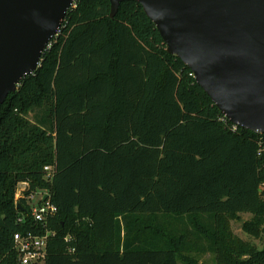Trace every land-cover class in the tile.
<instances>
[{"label":"trees","instance_id":"obj_1","mask_svg":"<svg viewBox=\"0 0 264 264\" xmlns=\"http://www.w3.org/2000/svg\"><path fill=\"white\" fill-rule=\"evenodd\" d=\"M110 13L77 0L0 109V264H21L15 234L48 231L47 264H264L230 229L252 214L264 242V134L227 119L142 5ZM23 183L50 192L48 223Z\"/></svg>","mask_w":264,"mask_h":264},{"label":"water","instance_id":"obj_2","mask_svg":"<svg viewBox=\"0 0 264 264\" xmlns=\"http://www.w3.org/2000/svg\"><path fill=\"white\" fill-rule=\"evenodd\" d=\"M76 1L0 0V109L38 70ZM125 1L110 0L112 18ZM131 1L227 119L264 134V0Z\"/></svg>","mask_w":264,"mask_h":264},{"label":"built area","instance_id":"obj_3","mask_svg":"<svg viewBox=\"0 0 264 264\" xmlns=\"http://www.w3.org/2000/svg\"><path fill=\"white\" fill-rule=\"evenodd\" d=\"M60 30L58 31L59 34ZM57 34V35H58ZM56 35V36H57ZM51 43V42H50ZM50 43L47 47L50 46ZM45 178L47 181L53 179L55 173L54 166H45ZM25 189H20V197H24L26 203L32 209V216L36 222L46 224L51 218H54L58 213V207L52 203L51 194L48 190H37L25 195L24 192L28 187L27 183H23ZM18 191V190H17ZM261 191L264 193V184L261 186ZM41 195V199L37 204H33L36 194ZM17 195V194H16ZM53 233L48 231L44 235L37 234H21L17 233L14 236L15 248L19 256L21 264H47L48 239Z\"/></svg>","mask_w":264,"mask_h":264},{"label":"rangeland","instance_id":"obj_4","mask_svg":"<svg viewBox=\"0 0 264 264\" xmlns=\"http://www.w3.org/2000/svg\"><path fill=\"white\" fill-rule=\"evenodd\" d=\"M30 118H32V115H30ZM26 185L20 184L18 186V191H17V195H16V199L19 197V190L20 189H25ZM41 199V195H39L38 193L36 194L35 200L33 201V204H37ZM252 220V214L249 213H242L239 214V217L232 220L230 222V229L231 232L236 235L237 237L246 240V241H250L254 244H256L259 248H262L264 246V242L263 240L257 239L255 237H253L252 235L248 234L244 228L243 225L246 221H250ZM193 258L198 259V262L200 264H216V261L214 259V256L212 254H204V255H193ZM178 264H185L183 263L181 260L178 261Z\"/></svg>","mask_w":264,"mask_h":264}]
</instances>
